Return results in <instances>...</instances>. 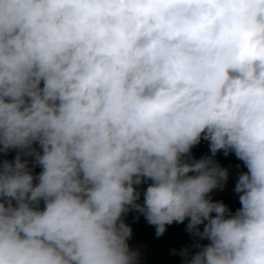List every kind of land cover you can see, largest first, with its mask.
<instances>
[{"label": "clouds", "instance_id": "obj_1", "mask_svg": "<svg viewBox=\"0 0 264 264\" xmlns=\"http://www.w3.org/2000/svg\"><path fill=\"white\" fill-rule=\"evenodd\" d=\"M0 145V264H139L133 210L188 219L184 264H264V0H0Z\"/></svg>", "mask_w": 264, "mask_h": 264}, {"label": "trees", "instance_id": "obj_2", "mask_svg": "<svg viewBox=\"0 0 264 264\" xmlns=\"http://www.w3.org/2000/svg\"><path fill=\"white\" fill-rule=\"evenodd\" d=\"M2 147V145H0ZM18 149L9 150L7 153L0 152L9 161H14L15 156L18 153ZM38 152H42L41 148H37ZM230 152L227 156L224 155L223 150H220L213 159L223 168L229 172L228 180L225 186L214 189L209 196L214 202L222 201L231 212L238 210L241 205L239 202V194L234 191L237 179H238V166L236 160L232 157ZM191 155L194 159L199 160L204 157L211 156L212 153L209 149L195 145L191 149ZM193 175V173H189ZM151 184L147 183L146 188ZM143 203V201L138 202ZM43 202H41V208ZM215 215V213H213ZM138 217V219H137ZM124 220L132 228L133 234L129 243L139 242L147 247L148 259L147 264H184V258L180 255V251L184 248H190L194 254L199 249L194 247V244L198 241L197 237H194L187 231L188 219L184 223H173L166 226L165 233L157 237L156 228L154 225H150L143 215L133 211H130ZM203 230V225L199 226ZM199 243L207 244L209 241L200 240Z\"/></svg>", "mask_w": 264, "mask_h": 264}, {"label": "crops", "instance_id": "obj_3", "mask_svg": "<svg viewBox=\"0 0 264 264\" xmlns=\"http://www.w3.org/2000/svg\"><path fill=\"white\" fill-rule=\"evenodd\" d=\"M233 155H235L234 152L232 153V156ZM4 160H8V159L5 156H3L2 154H0V165H2V162ZM237 166H238V163H237ZM29 167L32 168V172H33L34 177L38 176L39 173L42 171V168L38 164H34V159L32 160L31 163H29ZM238 170H239V167H238ZM245 171H247V168H245ZM149 182H151V180H146L144 183H142L141 185L137 186V189L139 191H141V198H140V200L138 202L143 201V192L145 191L146 184L149 183ZM35 183H38V180H34V184ZM129 245H130V247L132 249L139 251V254H140V256H139V264H147V259H148L147 247L144 244H142V243L134 242V241L130 242Z\"/></svg>", "mask_w": 264, "mask_h": 264}, {"label": "built area", "instance_id": "obj_4", "mask_svg": "<svg viewBox=\"0 0 264 264\" xmlns=\"http://www.w3.org/2000/svg\"><path fill=\"white\" fill-rule=\"evenodd\" d=\"M41 86H43V85L41 84ZM197 145L200 146V147L207 148V149L210 150V142L207 141V140H203V139H201L200 143L197 144ZM33 147H34L36 150H37V148H40V146H39L38 143H37V144H34ZM22 159H28V160H29V163H31L32 160H33L34 158H31V157H22Z\"/></svg>", "mask_w": 264, "mask_h": 264}, {"label": "rangeland", "instance_id": "obj_5", "mask_svg": "<svg viewBox=\"0 0 264 264\" xmlns=\"http://www.w3.org/2000/svg\"><path fill=\"white\" fill-rule=\"evenodd\" d=\"M232 157H234V159L237 161V163H238V167H239V170H238V173L240 174V173H242V172H246L245 171V166H244V164H243V162L242 161H240L239 159H237V157L235 156V155H233Z\"/></svg>", "mask_w": 264, "mask_h": 264}]
</instances>
